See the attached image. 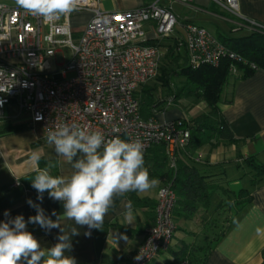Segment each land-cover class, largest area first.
I'll list each match as a JSON object with an SVG mask.
<instances>
[{
	"label": "built area",
	"instance_id": "obj_1",
	"mask_svg": "<svg viewBox=\"0 0 264 264\" xmlns=\"http://www.w3.org/2000/svg\"><path fill=\"white\" fill-rule=\"evenodd\" d=\"M101 1L79 0L75 11L45 21L19 8L15 0H0V120L8 110L17 117L27 115L45 137L56 126L72 123L101 132L106 140L115 136L139 140L144 154L163 144L169 167L174 168L175 150L189 141L187 119L160 120L155 109L142 117L138 101L140 87L158 74L165 53L162 45L173 40L176 51L183 48L192 69L216 67L223 58H241L204 26L182 22L170 8L171 3L191 0H146L131 9L113 10L101 9ZM210 1L236 19L234 30L247 25L264 34V25L240 17L237 0ZM85 11L90 18L74 32L73 17ZM57 55L62 61L47 68L46 60ZM230 71L235 73L236 68L231 66ZM171 103L168 97L164 104ZM114 127L120 132H113ZM174 204L170 184H162L154 223L129 264H148L169 249L176 229ZM137 255L143 258L137 261Z\"/></svg>",
	"mask_w": 264,
	"mask_h": 264
},
{
	"label": "crops",
	"instance_id": "obj_2",
	"mask_svg": "<svg viewBox=\"0 0 264 264\" xmlns=\"http://www.w3.org/2000/svg\"><path fill=\"white\" fill-rule=\"evenodd\" d=\"M144 1L146 0L134 1L126 8L140 6ZM237 4L240 17L264 25V0H237ZM180 5L189 6L193 10L218 18L222 23H228L233 31L239 33L232 36L233 38L244 37L253 32L247 25L234 30L232 23L236 19L210 5L208 1L191 0L187 4ZM115 9L119 8L115 7ZM90 16L91 13L85 11L73 17L72 24L78 29L77 32ZM217 29L220 31L219 28ZM220 32L222 33L219 35H223V38L230 37L223 31ZM231 80L228 95L220 99L217 107L234 138L238 140L235 143L213 140L212 144L204 143L195 149H191L192 146L189 145L182 159L187 161L191 159L197 163L201 172L218 175L215 179L231 193H237L240 189L250 191L251 201L232 216L233 210L225 203L226 196L220 192L216 193L211 199L208 211L202 216L207 218V214H213L215 217L221 212L220 210H227L228 217L221 224V231L224 230L222 236L217 241H214L215 237H213L210 245L205 249L198 241L201 233L206 229V225L199 219L202 213L190 218L181 217L174 220L176 230L169 249L159 253L148 264L173 262L181 255L179 250L184 245L188 246L185 253L187 264H200L204 257L203 264H264V236H258L256 233L257 227L264 228V178H255L253 172L244 165L236 166L240 163L239 157L247 156H254L264 163V70L257 69L247 77ZM173 105L174 103L169 106L163 104L161 111L157 112V117L160 120H191L207 111L206 104L202 101L199 102L198 108L195 107L197 109L191 110V116H186L177 107H172ZM5 126H17L21 130L5 132ZM33 153L40 157L39 167H41L40 162H46L47 164L41 169L50 166V174L53 176H70L73 172L71 164L58 156L54 146L47 143L40 125H31L27 115L17 117L12 110H8L5 117L0 120V221H6L17 215H23L27 221L28 217L35 215L36 211L29 205V199L35 204H40L45 214L51 216L53 220L56 219V216L51 215L53 211L57 214H62L64 211L63 203L50 199L47 192L44 193L41 203L37 199L36 191L29 190L19 183L24 176L36 169V163L31 160ZM145 154L146 167L150 164L147 161L150 154ZM253 178L257 181L256 185L251 184ZM15 181H18V184H14ZM162 184L159 181L156 187L147 192H128L123 196H116L112 208L105 216L102 228L91 230L90 237L84 235L88 231L86 226H77L74 221H62L61 226L66 231L78 227L80 232V235L71 238L72 249L66 254L75 257L77 264H129L136 249L144 241L146 229L154 223L156 194ZM130 196L133 197L134 202ZM129 202L134 216L132 223L125 218ZM218 202L225 205L218 211L212 212ZM6 211L9 212V216L4 215ZM27 230L34 235L43 249L50 248L58 242L59 229L46 232L38 224H28ZM190 248L193 250H189Z\"/></svg>",
	"mask_w": 264,
	"mask_h": 264
},
{
	"label": "clouds",
	"instance_id": "obj_3",
	"mask_svg": "<svg viewBox=\"0 0 264 264\" xmlns=\"http://www.w3.org/2000/svg\"><path fill=\"white\" fill-rule=\"evenodd\" d=\"M16 5L25 12L42 17L45 21L70 14L77 9L79 0H15ZM113 132H120L118 127ZM46 141L54 146L56 154L71 164L70 176L50 174V166L39 167V155L33 153L31 160L36 163V175L32 187L38 193L37 199L43 201L44 193L55 201L63 203V213L53 220L45 214L40 204L30 199L28 203L36 214L25 221L17 215L0 221V264H77L75 257L67 255L72 249L71 238L80 235L78 227L66 231L61 222L74 221L75 225L88 231L101 229L105 216L114 204L116 196L128 192H147L156 187L157 179L150 178L145 167L144 146L139 140L126 141L119 136L105 139L98 131H89L76 124L64 123L49 130ZM9 216V212L4 213ZM125 218L134 220L131 202L128 203ZM28 224H38L46 232L59 229L57 243L43 249L34 235L27 230ZM258 236H264V228L257 227ZM143 257L137 255L139 261Z\"/></svg>",
	"mask_w": 264,
	"mask_h": 264
},
{
	"label": "trees",
	"instance_id": "obj_4",
	"mask_svg": "<svg viewBox=\"0 0 264 264\" xmlns=\"http://www.w3.org/2000/svg\"><path fill=\"white\" fill-rule=\"evenodd\" d=\"M220 41L227 48L234 51L241 60L233 61L223 58L216 67L205 64L192 69L187 64L185 53L175 50V42L173 40H171L172 44L167 45L169 48H167L162 58L158 74L155 77L156 79H154L168 89V95L172 97V103H175L178 97L182 95L192 96L196 103L204 102L207 111L191 120H187L186 125L190 133L189 141L183 149L177 148L175 150L174 168L169 167V160L163 144L152 146L146 152V154H150L149 158H147L150 164L146 165L150 178L157 179L163 184L169 183L174 192L173 220L181 217L190 218L193 215L202 213L199 219L206 225L207 230L213 229L217 224V220L213 217V214H207V218L202 215L208 211L211 199L216 193L220 192L226 196L225 203L229 209L233 210L232 216L251 201V193L246 189L231 193L215 179L218 175H209L201 172L197 163L191 159H188L189 161L182 159V155L189 145L192 146L191 149H195L204 143L212 144L213 140L225 143H235L238 140L234 138L217 107L221 99L223 86L231 79L247 77L257 69L264 70V34L253 31L244 37L233 38L225 36ZM179 61L181 64L178 63ZM231 66L236 68L235 73L230 71ZM173 77H182L183 79L178 90L177 88L174 89L172 85L171 80ZM152 91V88L144 86L138 93L142 117L149 116L154 109L159 112L161 106L167 100L162 98L155 100ZM4 129L5 132H18L21 130L17 126H5ZM239 158L240 163L236 165L237 167L244 165L253 172L255 178H264V163L258 161L254 156ZM45 164L47 163L40 162V168L45 166ZM35 175L36 171L24 176L19 183H22L29 190L36 191L32 187V179ZM255 178L251 180L252 185L257 183ZM130 198L134 202L133 197L130 196ZM224 205V203L218 202L212 212L218 211ZM223 233L224 230L217 234L213 233L215 235L214 241H217ZM187 248L188 246H182L179 250L181 255L175 258L173 262L166 264H187L188 262L185 260L187 259L185 258ZM191 249L193 250V248L189 250ZM203 261L200 264H203Z\"/></svg>",
	"mask_w": 264,
	"mask_h": 264
},
{
	"label": "rangeland",
	"instance_id": "obj_5",
	"mask_svg": "<svg viewBox=\"0 0 264 264\" xmlns=\"http://www.w3.org/2000/svg\"><path fill=\"white\" fill-rule=\"evenodd\" d=\"M134 1H137V0H116L115 2L113 0H102L100 2V7H101V9H105V10H113V9H115V7H118L119 9H125L128 6L130 7L132 5V3H134ZM203 1L204 2L208 1V2H210V5L215 7V5L210 0H201V2H203ZM166 2L169 3V1H166ZM170 8L172 9V11L175 14L178 15L179 19L182 22L194 21L197 24L201 23L202 26H204L207 30H209L212 34H214L219 40L223 39V35H219L220 33H222L220 31H223L226 35H228L230 37H232L234 35H239V33H237L236 31H233L231 29V27L228 23H225V22L222 23L218 18H215L214 16H211L207 13L201 12L199 10H193L189 6L184 7L183 5H180L178 3H171ZM217 28H219L220 31ZM73 31L77 32L78 29L76 27H74ZM176 32L182 33V29L179 27H176ZM73 37L75 38L76 34H74ZM169 44H172L171 40L165 41V44L162 45L163 46V49H162L163 52H166L167 48H169V46H167V45H169ZM181 53L184 54L183 48H181ZM61 61H62V58L59 55H57L55 59L53 57H50L46 60L45 66L47 68L53 69L55 62L60 63ZM178 63L181 64L180 61ZM232 75H235V74H232ZM155 79L147 82L144 86H147V87H150L153 89L152 93L154 95L155 100H160V98L167 99L169 97L168 89L166 87H163L159 83V81H156ZM171 81H172V85H173L174 89L177 88V90H178V88L182 84L183 79H182V77H179V78L173 77ZM231 81L232 80H229L223 86V90L221 93V100L228 95V93L230 91ZM144 86H142V87H144ZM142 87H140V89L138 90L139 92H140ZM172 107H177L178 109L183 111L186 114V116H191L190 115L191 110L197 109L199 107V102L196 103L192 96L182 95V96L178 97V99L175 101V103ZM195 107H197V108H195ZM220 211L221 212H219L215 216V218L217 220L216 226L210 230L205 229V231L203 233H201V235L199 237L198 241L200 244H203V247L205 249L210 245L212 238L215 237V235L213 233L217 234L221 231V227H222L221 224L228 217V214L226 212L227 210L226 211L220 210ZM200 256H198V257L200 258Z\"/></svg>",
	"mask_w": 264,
	"mask_h": 264
}]
</instances>
